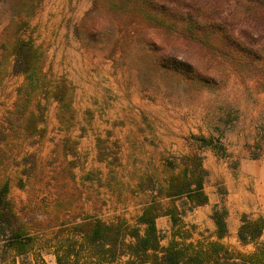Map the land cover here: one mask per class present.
Instances as JSON below:
<instances>
[{
    "label": "rangeland",
    "instance_id": "374dc122",
    "mask_svg": "<svg viewBox=\"0 0 264 264\" xmlns=\"http://www.w3.org/2000/svg\"><path fill=\"white\" fill-rule=\"evenodd\" d=\"M98 3L0 0V187L8 184L21 227L42 243L86 218L135 226L149 187L161 191L185 159L199 156L210 201L182 221L195 226L192 241L207 237L213 208L226 209L219 179L236 181L246 156L264 160V70L199 60L203 51L186 46L179 29L143 26L146 19L119 10L121 0ZM156 37L162 44L145 43ZM19 41L39 55L33 84L14 72ZM169 51L176 62L193 55L215 85L187 81L177 63L156 62ZM194 136L222 153L197 146L190 155ZM167 137L176 141L157 154ZM156 224L166 246L171 222ZM39 245L24 264H37ZM43 259L55 263L51 252ZM0 264H13L1 242Z\"/></svg>",
    "mask_w": 264,
    "mask_h": 264
},
{
    "label": "trees",
    "instance_id": "16d2710c",
    "mask_svg": "<svg viewBox=\"0 0 264 264\" xmlns=\"http://www.w3.org/2000/svg\"><path fill=\"white\" fill-rule=\"evenodd\" d=\"M99 0H94V7ZM114 1V0H110ZM119 10L124 14H137L146 19L143 26L149 28L179 29L186 46H196L202 52L199 60L221 59L237 69L264 70V0H121ZM99 26L91 23L90 29ZM157 43L161 39H146L145 43ZM16 74L25 75L33 84L38 74L39 55L29 42L19 41L15 46ZM176 53L169 51L156 62L180 66L184 78L203 86L215 85V75L209 69L197 66L193 55L185 54L176 62ZM179 57V56H178ZM195 65L197 67H195ZM249 69V70H250ZM214 74V73H212ZM200 149L212 148L222 153L210 139L192 137ZM186 167L170 178L168 187L160 196L181 201L193 207L208 203L203 184L206 172L199 156L185 159ZM9 187H0V242L2 253L13 256V264L32 254L39 245L37 264H45L43 255L51 252L54 264H264V243L259 238L264 231V218L251 219L241 216L237 238L240 244H253L255 250L245 254L221 243L227 234L224 208H213L211 219L215 225L212 234L192 241L195 226L184 224L176 206L162 209L152 201L137 217L135 226L123 220L107 223L100 219L86 218L79 223L64 226L52 239L37 240L27 234L8 199ZM169 216L172 233L166 246L164 236L156 226L159 216ZM4 263V262H3Z\"/></svg>",
    "mask_w": 264,
    "mask_h": 264
},
{
    "label": "crops",
    "instance_id": "0c3cea01",
    "mask_svg": "<svg viewBox=\"0 0 264 264\" xmlns=\"http://www.w3.org/2000/svg\"><path fill=\"white\" fill-rule=\"evenodd\" d=\"M191 140L192 141L190 140L189 141L191 145L195 148V151L191 152L190 155L197 154V153L199 154L200 150H197L196 142L193 139ZM172 141H176V140H173L172 138L168 139V137L166 140L163 139V142L161 143L160 148L157 151V154L158 152H162L161 154L163 155V151L170 147L169 144ZM165 145H168V146H165ZM168 167L169 166H167L166 168L170 169ZM202 168H203V164H202ZM237 169H238L237 179L235 181V179L233 178V182H231V184H229L227 180L223 182L222 179H219L220 184L224 183L226 185V191H227V199L224 203L226 206V209L225 208L224 209L227 211V217L225 219V223L227 227V234L221 240V243H223L225 246L229 247L230 249H235L239 252L248 254L254 251L255 246L253 244H247V245L240 244L237 238V232L241 224L240 219L242 215H247L250 218H253V217L264 218V160L262 159L254 160L246 156L245 158L240 160V163ZM224 170H227V168ZM167 187L168 185L166 184L165 187L161 188V191H160V188L157 189V188L150 186L149 188L151 189L148 191L151 193L152 196L150 200H148L144 204L142 210L152 201L157 202L161 206L162 209H167L172 206H176L180 212L185 211L184 215L183 214L180 215V219L182 221L183 217H185L188 213L193 212L197 208H200V207L203 208V206H205V205L197 206V207L192 206V209L190 210L191 205L189 204H187L185 207H182L181 205L179 206L177 205V203H175L178 200L172 203L171 199L163 195L160 196L158 194L159 192L164 193ZM165 201H169V202L167 204H163ZM209 201L210 199L208 197V202ZM142 210L140 214L142 213ZM199 210H201V208ZM162 217H167L169 221L171 222L170 217L166 215L159 216L156 219V222ZM214 231H215V226L213 223V229L210 231V233L212 234L211 239L213 240H215ZM259 242L264 243V231H262V235L259 238Z\"/></svg>",
    "mask_w": 264,
    "mask_h": 264
}]
</instances>
